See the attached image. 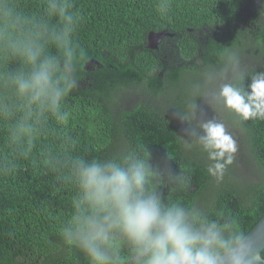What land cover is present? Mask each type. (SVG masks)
<instances>
[{
  "label": "trees",
  "instance_id": "obj_1",
  "mask_svg": "<svg viewBox=\"0 0 264 264\" xmlns=\"http://www.w3.org/2000/svg\"><path fill=\"white\" fill-rule=\"evenodd\" d=\"M263 215L264 0H0V264L217 255Z\"/></svg>",
  "mask_w": 264,
  "mask_h": 264
},
{
  "label": "water",
  "instance_id": "obj_2",
  "mask_svg": "<svg viewBox=\"0 0 264 264\" xmlns=\"http://www.w3.org/2000/svg\"><path fill=\"white\" fill-rule=\"evenodd\" d=\"M172 36V33L165 31L148 34V47L155 49L162 37ZM167 235L163 241L156 244H163L169 237V229L166 226ZM264 250V215L254 224L250 231L228 250L210 256L182 257L161 259L146 263H136L137 257L130 259L128 264H264L261 252Z\"/></svg>",
  "mask_w": 264,
  "mask_h": 264
},
{
  "label": "rangeland",
  "instance_id": "obj_3",
  "mask_svg": "<svg viewBox=\"0 0 264 264\" xmlns=\"http://www.w3.org/2000/svg\"><path fill=\"white\" fill-rule=\"evenodd\" d=\"M247 60V57L244 55V53H242L240 59L241 65H244ZM201 77L204 79L205 85L198 93H196V96L194 95L196 100L189 103V105L192 107L191 111L189 112L190 116L188 117V120L189 122L200 124L203 126V128H206L207 132L210 133L217 125L216 122L219 121V119L216 117L219 114L214 113V110L211 108V106L216 102V95L214 92L218 84L215 81H211V78L205 73L201 74Z\"/></svg>",
  "mask_w": 264,
  "mask_h": 264
},
{
  "label": "flooded vegetation",
  "instance_id": "obj_4",
  "mask_svg": "<svg viewBox=\"0 0 264 264\" xmlns=\"http://www.w3.org/2000/svg\"><path fill=\"white\" fill-rule=\"evenodd\" d=\"M90 253H93V250H92V251H90Z\"/></svg>",
  "mask_w": 264,
  "mask_h": 264
}]
</instances>
